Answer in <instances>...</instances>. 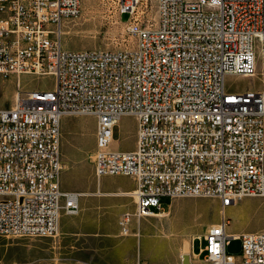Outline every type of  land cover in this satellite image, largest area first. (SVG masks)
Segmentation results:
<instances>
[{
  "label": "built area",
  "instance_id": "obj_1",
  "mask_svg": "<svg viewBox=\"0 0 264 264\" xmlns=\"http://www.w3.org/2000/svg\"><path fill=\"white\" fill-rule=\"evenodd\" d=\"M120 20L130 16L125 48L69 50L62 24L81 14V0H0V74L55 77L50 90H18L0 109V235L56 236L61 211L76 215L84 192L64 190L62 119H96L95 175H127L137 185L130 221L160 215L163 197H217L227 207L264 197V90L230 91L227 74L253 76L264 53V0H100ZM258 40V43L256 42ZM133 115L136 148L112 150L114 128ZM127 195V196H128ZM209 227L195 253L209 264H264V229ZM75 264H99L77 260ZM137 264H147L139 262Z\"/></svg>",
  "mask_w": 264,
  "mask_h": 264
},
{
  "label": "rangeland",
  "instance_id": "obj_2",
  "mask_svg": "<svg viewBox=\"0 0 264 264\" xmlns=\"http://www.w3.org/2000/svg\"><path fill=\"white\" fill-rule=\"evenodd\" d=\"M81 14L62 24V46L69 50L94 48H125L133 37L128 32L130 14H118L100 0H81ZM144 18H155L157 0ZM258 43V40H256ZM257 69L253 76L227 74L225 83L233 92L264 90V53L256 47ZM50 90L55 77L50 74H0V109H9L18 90ZM138 123L133 115H122L114 128L109 146L112 150L136 148ZM96 119L92 115H68L62 119L61 152L64 167L60 174L63 189L95 193L81 198V210L76 215L61 211V233L56 236L0 235V264H75L76 260H90L101 264H184L183 240L188 241L193 264H209L205 254L200 259L193 253L200 251V241L209 227L223 216L230 219L227 230L240 232L264 229V197H244L224 207L217 197H163L162 216L134 217L129 226L132 234L121 235L119 220L132 212V196L96 194L132 190L137 181L132 176L110 175L98 179L95 175ZM169 203V204H168ZM168 204V205H167ZM139 232V233H138ZM138 234V235H135ZM184 238V239H183ZM227 254L241 264L242 241L232 239Z\"/></svg>",
  "mask_w": 264,
  "mask_h": 264
},
{
  "label": "bare ground",
  "instance_id": "obj_3",
  "mask_svg": "<svg viewBox=\"0 0 264 264\" xmlns=\"http://www.w3.org/2000/svg\"><path fill=\"white\" fill-rule=\"evenodd\" d=\"M256 69H257V56H256ZM103 190H100L99 192H97L96 194L100 193V194H108V195H128L131 192H125V191H109V192H102ZM85 195L91 196V195H95V193H88L85 192ZM156 216H162V214L160 215H156ZM61 226L59 223V229H58V233H61ZM184 239V238H183ZM182 250L181 256H182V262L184 264H191V249H190V244L188 243V241L183 240L181 246L179 247Z\"/></svg>",
  "mask_w": 264,
  "mask_h": 264
},
{
  "label": "crops",
  "instance_id": "obj_4",
  "mask_svg": "<svg viewBox=\"0 0 264 264\" xmlns=\"http://www.w3.org/2000/svg\"><path fill=\"white\" fill-rule=\"evenodd\" d=\"M100 179V178H99ZM135 189V188H134ZM134 189H132V190H120V191H125V192H131V191H133ZM64 190H68V189H64ZM170 200H172V199H170ZM169 204V203H168ZM167 204V205H168ZM245 231H252V230H246V229H243V230H241L240 232H238V231H232V232H238V233H241V232H245ZM139 233V232H138ZM135 235H138V234H135ZM193 253L195 254V252H194V249H193ZM77 261V260H76ZM75 261V262H76ZM87 261H90V260H87ZM92 262H94V261H92ZM139 262H141V261H139ZM138 262V263H139ZM96 263H98V262H96ZM99 264H101V263H99ZM176 264H177V262H176ZM191 264H193V259H191Z\"/></svg>",
  "mask_w": 264,
  "mask_h": 264
}]
</instances>
